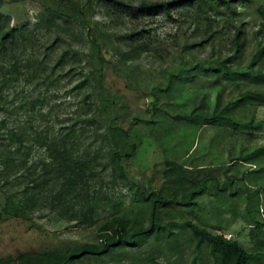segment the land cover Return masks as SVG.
Returning <instances> with one entry per match:
<instances>
[{
	"label": "rangeland",
	"instance_id": "obj_1",
	"mask_svg": "<svg viewBox=\"0 0 264 264\" xmlns=\"http://www.w3.org/2000/svg\"><path fill=\"white\" fill-rule=\"evenodd\" d=\"M220 3L230 20L213 45L208 42L190 46L200 41V33L194 31L190 10L174 7L171 14L176 20L165 11L145 15L142 39L148 50L130 62L125 56L130 41L124 34L132 24L107 15L99 0H0V11L14 27H33L41 13L49 12L60 16L66 26L97 41L106 61L101 115L116 114L117 123L129 131V141L137 146L135 153L122 161L121 169L112 172L107 168L102 173L101 209L93 224L68 220L48 209L10 214L5 194L0 190V264L17 263L25 253L66 250L97 242L100 227L115 215L148 220L149 203L143 200V191L159 193L166 199L159 215L163 226L137 246L115 247L107 254L89 255L81 264H193L196 255L207 264H214L209 247L199 242L187 225L190 221L211 233L240 240L252 253L264 251V225H255L258 221L264 223V151L251 154L264 146V102L245 99L224 113L237 122L254 125L204 123L177 117L201 105L200 101L207 104L216 91L222 93V109L248 88L264 89V75L260 83L251 79L259 76L258 66L264 68V19L258 13L264 0ZM239 25L243 29L242 50L230 64L240 75L253 73L241 75L240 85L232 79L206 75L202 70L208 64L206 60L218 56L220 50L223 56L231 54L232 38ZM255 54L258 59H254ZM195 65L193 75L185 74V69ZM186 91L191 95L185 97ZM177 95L186 101L180 103ZM71 99L62 96L52 101L62 104L56 105L52 113L72 112L75 106ZM207 108L213 111V106ZM238 156L242 160H236L228 169L231 158ZM195 178L204 180L210 188L189 205L173 201L188 198L190 182ZM257 199L259 211L249 212ZM251 262L264 264V259L254 256Z\"/></svg>",
	"mask_w": 264,
	"mask_h": 264
},
{
	"label": "trees",
	"instance_id": "obj_2",
	"mask_svg": "<svg viewBox=\"0 0 264 264\" xmlns=\"http://www.w3.org/2000/svg\"><path fill=\"white\" fill-rule=\"evenodd\" d=\"M220 1L225 0H99L107 15L132 24L124 34L130 41L125 50L126 61L130 62L148 50L147 42L142 39L146 31L142 23L145 15L165 11L173 19L174 7L188 8L194 31L201 36L198 43L190 46H203L213 42L230 20L228 13L220 8ZM258 13L264 19V5L258 8ZM65 24L60 16L45 12L39 15L33 27H14L10 18L0 11V190L5 194L10 214L48 209L68 220L93 224L101 209L102 173L107 168L112 172L121 169L122 161L129 159L137 146L129 141V131L117 123L116 114L101 115V84L106 62L101 46L90 35L85 37ZM242 35V26H236L231 54L223 56L220 50L218 56L208 58V64L202 66L206 75L232 79L240 85L242 74L236 73L230 62L240 56ZM196 68L197 65L185 69V74L193 75ZM257 68L259 76L251 79L260 83L264 68ZM251 75L253 73L242 76ZM190 95L186 91L185 97ZM221 95L216 91L213 100L209 98L207 104L200 101L201 105L177 117L204 123L254 125L253 122H237L224 113H229L230 107L245 99L264 102L263 88L244 90L238 99L229 101L222 109ZM62 96L72 98L75 108L66 115L53 114L56 105L62 104L52 101ZM176 97L180 103L186 101L182 95ZM114 104L113 100V107ZM207 105L213 106V111ZM263 151L264 146L251 154ZM236 160L242 157H232L227 168ZM178 176L182 177L181 173ZM213 180L219 182L216 177ZM190 183L188 198L173 201L189 205L210 188L197 178ZM143 200L149 203L146 221L139 216L115 215L100 227L97 242L82 243L66 250L25 253L14 264H81L89 255L107 254L115 247L137 246L163 226L159 215L162 206L167 204L161 194L148 191H143ZM258 203L257 199L249 212L259 211ZM187 225L195 238L209 247L214 264H253L254 256L264 259V251L252 253L238 239L211 233L192 221ZM255 225L263 227L264 223L258 221ZM196 261L207 264L200 255L193 258V264Z\"/></svg>",
	"mask_w": 264,
	"mask_h": 264
}]
</instances>
